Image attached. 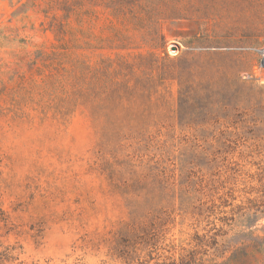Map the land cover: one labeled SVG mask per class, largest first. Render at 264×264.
<instances>
[{"label":"rangeland","instance_id":"rangeland-1","mask_svg":"<svg viewBox=\"0 0 264 264\" xmlns=\"http://www.w3.org/2000/svg\"><path fill=\"white\" fill-rule=\"evenodd\" d=\"M178 5L0 0L5 264H264V0Z\"/></svg>","mask_w":264,"mask_h":264},{"label":"trees","instance_id":"trees-1","mask_svg":"<svg viewBox=\"0 0 264 264\" xmlns=\"http://www.w3.org/2000/svg\"><path fill=\"white\" fill-rule=\"evenodd\" d=\"M180 0H99V5H104V7L111 9L112 13L118 16L125 17L127 15L128 10L130 12L134 13L137 15L136 10H140V13L144 15H149V16H154L155 14L157 15V20L155 21L156 26L159 23L158 19L161 16H165L166 18L169 19H176L177 15H181L183 9L178 5ZM148 16V17H149ZM143 17V15H142ZM141 17V18H142ZM98 49H102V46L97 47ZM109 63L106 60H102L99 63V67L97 68V72L99 75L96 73V71L89 70V67L86 65V63H82V76L84 78L87 77V74L92 73V79L95 80L96 77L98 80V83L102 81V77L100 74L107 75L108 73V68H109ZM104 69V70H103ZM108 91H100L96 93V97L99 99V101H103L102 98L103 96H107ZM105 96V97H106ZM109 96V95H108ZM101 103V102H100ZM143 234L146 236V248L148 249L150 246L151 248H156L154 245H156L157 238L155 237L157 235L156 229H151V230H143ZM136 249V246H134ZM154 250H149L148 255L150 256L151 260L155 259V256H153ZM167 261L166 259L162 262L160 260H157L156 263L154 264H186V263H177L176 261ZM14 260V257L10 255V248H7L5 251L0 250V264H5V261H10ZM151 264V263H148Z\"/></svg>","mask_w":264,"mask_h":264},{"label":"built area","instance_id":"built-area-1","mask_svg":"<svg viewBox=\"0 0 264 264\" xmlns=\"http://www.w3.org/2000/svg\"><path fill=\"white\" fill-rule=\"evenodd\" d=\"M259 57V65L258 68L260 70H264V45L256 46L251 48ZM246 77V76H245Z\"/></svg>","mask_w":264,"mask_h":264}]
</instances>
